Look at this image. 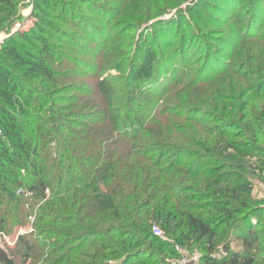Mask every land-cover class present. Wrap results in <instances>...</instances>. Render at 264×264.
I'll use <instances>...</instances> for the list:
<instances>
[{
  "label": "trees",
  "instance_id": "obj_1",
  "mask_svg": "<svg viewBox=\"0 0 264 264\" xmlns=\"http://www.w3.org/2000/svg\"><path fill=\"white\" fill-rule=\"evenodd\" d=\"M19 3L0 0V32L16 20ZM31 15L41 22V14L33 10ZM39 34L34 36L42 40ZM13 35L0 46L5 57H0V232L25 225L28 217L33 218L32 205L45 199L43 207L49 211L45 216L51 218L56 211L69 224L68 230H60L62 243L76 238L88 244L93 238L86 264H129L146 255L143 246L159 249L155 253L159 258L149 254L148 263L138 264H166L163 253L165 258L177 255L173 243L189 249L200 244L208 253L202 264H257L258 253L264 252L260 243L264 227L254 229L261 221L255 216L264 209L254 204L247 178L239 176L243 183L234 181L237 175L230 161L249 155L248 148L242 149L223 132L216 141L198 138L200 125L192 120L196 130L191 125L181 130L197 135L189 140L200 149L186 147L173 134L178 130L175 125L154 126L159 116H145L142 101L133 100L134 108L124 100L134 89L129 84L99 83L89 104L97 113L92 126L87 132L78 131L67 125L70 119L58 103L56 88L42 89L48 90L57 80L46 55L47 43H41L38 51H20L16 43H9ZM10 64L23 75H16ZM35 81L42 87L33 85ZM199 190L206 191L207 198L215 196V215L196 213L198 207L189 194ZM236 214L250 225L234 231L242 249L226 246L224 256L213 257L219 228L234 222ZM156 222H162L166 239L153 235ZM70 229L78 233L71 235ZM30 234L25 230L17 244L28 250L35 247ZM0 264H18L13 249L0 246Z\"/></svg>",
  "mask_w": 264,
  "mask_h": 264
},
{
  "label": "rangeland",
  "instance_id": "obj_2",
  "mask_svg": "<svg viewBox=\"0 0 264 264\" xmlns=\"http://www.w3.org/2000/svg\"><path fill=\"white\" fill-rule=\"evenodd\" d=\"M19 1L18 16L11 28L1 27L0 43L3 45L18 30L22 35H13L9 43H16L20 51H38L41 43H47L46 55L57 80L48 90L42 89L47 92L56 88L58 103L70 119L67 125L89 131L97 114L89 104L96 98L99 83L133 86L124 100L134 108L137 104L133 100L142 101L145 116H159L154 126L175 125L178 130L172 132L184 140L186 147L200 149L189 140L197 135L181 130L190 125L194 128L192 120L200 125L198 138L216 141L223 132L242 149L248 148L249 155L230 159L237 175L234 181L243 183L239 176L247 178L254 204L264 209V0ZM33 10L42 15L40 23L31 15ZM38 31L42 40L34 36ZM8 67L16 75H23L14 64ZM33 85L42 87L36 81ZM177 123L183 126L179 128ZM208 195L206 191L190 192L192 203L198 207L196 213L216 214L215 196L210 199ZM45 203V199L38 200L29 210L33 218L5 233L13 243L7 248L14 250L18 264H86L93 238L88 244L76 238L62 243L60 230H68L69 224L63 222L62 213L45 216L49 215ZM39 216L43 222H38ZM256 216L261 221L254 229H261L264 213ZM241 217L236 214L234 222L221 225L213 257L224 256L226 246L242 249L234 231L250 225H244ZM154 225L162 229V222ZM25 230L31 233V243H37L29 250L17 244L18 234ZM69 231L71 235L78 233ZM260 243H264V233ZM175 245L171 247L175 249ZM143 247L146 255L129 264L148 263L145 257H153L159 250ZM184 248L201 257L208 255L198 243L191 249ZM165 256L161 255L165 263L172 264L175 257ZM257 257V264H264V252Z\"/></svg>",
  "mask_w": 264,
  "mask_h": 264
},
{
  "label": "built area",
  "instance_id": "obj_3",
  "mask_svg": "<svg viewBox=\"0 0 264 264\" xmlns=\"http://www.w3.org/2000/svg\"><path fill=\"white\" fill-rule=\"evenodd\" d=\"M152 232L156 237H159L161 239H166V235L163 229H161L159 226L154 225L152 228ZM24 233L25 231H21L17 237L24 235ZM12 244L13 243L10 242L7 235L4 232H0V246L6 247V246H11ZM175 250L177 255L171 261L172 264H202L201 255L188 251L182 245L179 244L175 245Z\"/></svg>",
  "mask_w": 264,
  "mask_h": 264
}]
</instances>
